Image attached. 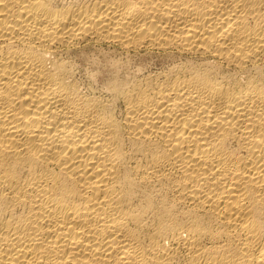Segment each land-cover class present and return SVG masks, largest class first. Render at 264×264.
Instances as JSON below:
<instances>
[{"label": "bare ground", "instance_id": "bare-ground-1", "mask_svg": "<svg viewBox=\"0 0 264 264\" xmlns=\"http://www.w3.org/2000/svg\"><path fill=\"white\" fill-rule=\"evenodd\" d=\"M0 264H264V0H0Z\"/></svg>", "mask_w": 264, "mask_h": 264}]
</instances>
